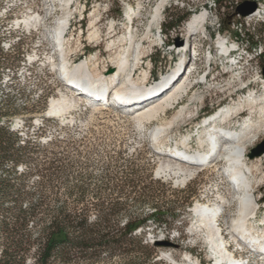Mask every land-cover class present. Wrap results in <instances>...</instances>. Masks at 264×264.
<instances>
[{
	"label": "rangeland",
	"instance_id": "1",
	"mask_svg": "<svg viewBox=\"0 0 264 264\" xmlns=\"http://www.w3.org/2000/svg\"><path fill=\"white\" fill-rule=\"evenodd\" d=\"M48 1L51 3V0H0L1 57L9 61L7 67L0 69V100H5L6 96L10 100V108L7 110L10 114L8 121L12 122L11 130L18 133L22 140L33 142L30 143L33 144L31 159L25 158L24 162L17 165V174L9 177L23 191L32 192V197L29 196V200L23 199L20 204H27L28 201L37 203L43 197L44 204L56 206L57 200L64 199V191L78 180H83L89 187L79 205L90 209L88 215L91 218L96 215L94 206L99 203H127V215L118 219L124 223L129 216L144 218L152 213L153 210L147 204L139 202L137 205L133 200L134 194L144 190V193L153 196L154 207L172 211L167 215L170 221L168 231L152 218L147 220L142 230L147 243L156 248L157 262L194 264V260H197L200 264H212L203 234H193L196 219L191 209L197 201L218 205L222 200H227L230 207L219 210L218 223L230 245L229 251L239 258L248 256L249 264H264V260L258 259V252L237 246L229 238L227 223L236 217L237 195L226 182L225 160L216 157L212 164L193 170V174L182 182L178 177L160 170L163 164H172L174 161L154 152L158 148L174 147L179 138L187 133L191 137L189 142L192 151L196 150V125L203 118L241 100L247 95L248 89L255 90L258 95L264 92L262 87L259 88L260 85L255 86V82L264 78V60L259 58L260 52H264V36L258 34L264 32V0H228L225 3L214 0H168L159 23L152 24L150 32L149 22L159 0H77L71 10L73 18L66 34L67 37L72 34L69 38L72 54L69 57L73 65L89 59L101 71L103 66L108 65V58L115 55L114 49L107 48V38L115 34L113 39H116L132 31L145 51L141 66L150 75L144 89H153L161 83L163 77L168 76L176 65H180L177 64L179 61L187 63L184 76L188 77L194 71L190 77L194 89L179 100L180 105L188 104L191 113H185L157 140L151 138L152 131L159 124L160 127L164 125L176 113L177 104L174 109H168L164 119H157L160 122L155 120L140 125L132 121L129 113L108 107H87L81 97L67 92L56 68L59 63L57 51L49 40L42 38L44 33L51 39L49 32L63 13L59 0H53L54 8L49 6ZM245 1L255 2L256 7L261 9L257 16L241 17L237 13V7ZM44 3L47 5L44 6ZM130 7L136 14L134 19L128 21L125 13ZM53 9L55 14L40 28L41 31L18 27L16 24L34 15L33 12L48 15ZM202 10L207 13V30L198 34L196 39H191L184 53L176 43L185 44L184 25L192 14ZM168 13L187 14V17L178 27L169 29L166 20ZM90 23L96 24L100 31L97 40L88 39ZM109 24L115 25L116 30L108 35ZM246 33L254 37L247 39ZM219 39L228 42L232 50L230 55L234 54L236 60L241 59L239 65L230 66L231 62L220 55L217 44ZM249 45L257 46H252L248 51ZM50 57H53L55 66L49 64ZM107 69V73L111 72L110 68ZM181 75L178 74L170 84L167 83L169 85L166 84L167 88L162 93L170 89ZM202 80L206 82L202 84ZM111 89L107 87L106 90L112 93ZM100 90L103 91L104 87ZM148 92L132 90L127 95L138 99ZM62 96L72 100L73 105L68 106L66 112L49 114L51 99ZM192 96L197 99L192 100ZM114 97L111 96V101L121 103L119 98L116 99L118 96ZM121 100L124 99L121 97ZM141 108L142 105H139L133 112ZM257 113V107L251 113L246 110L236 115L230 125L223 127L239 130L242 119L248 117L255 121ZM261 123L248 143L246 156L264 140V121ZM50 139L56 142L48 145ZM53 157L57 158L53 163L57 167V179L51 181L45 178L43 181L47 183L40 186V169H45V175L54 172L48 165L49 162L52 164L50 159ZM248 165L252 170L250 179L254 199L258 203L256 212L259 219L264 216V156L249 159ZM126 178L132 179L133 184L126 183ZM164 241L172 245L160 247L158 243Z\"/></svg>",
	"mask_w": 264,
	"mask_h": 264
},
{
	"label": "bare ground",
	"instance_id": "2",
	"mask_svg": "<svg viewBox=\"0 0 264 264\" xmlns=\"http://www.w3.org/2000/svg\"><path fill=\"white\" fill-rule=\"evenodd\" d=\"M167 2L168 0H159L155 6L149 22V32L151 31L150 28L152 24L159 23ZM48 3L50 7L53 6L54 8L55 4L53 3V0H51V3L48 1ZM76 3L77 0H59L58 4L63 11L62 16L54 22L49 32L51 34V39H48L44 33L42 37L43 39L46 38V40H49L57 51L59 63L56 68L59 77L74 85L78 84L85 86L86 92L88 93L95 90L101 92V87H104V90L102 91L104 93L107 87H112V98H115L114 95L118 96L116 99L119 98L120 102H124L128 97L129 99L132 98V95H127L129 91H150L147 94H143L141 98L132 99V108H130L132 110L122 111L131 114L133 118L132 121L135 120L140 125L145 122H151L162 118L164 119L167 115L168 109H174V105L177 104L176 108L178 109L176 110V113L171 118H168L169 120L164 125H161V127L160 124L159 127L154 126L156 128L152 131L151 138L157 140L185 113H191L188 109V104L180 105L179 100L184 94H187V92L190 93L194 89L195 85H193L190 80L194 71H190L191 73H189L190 76L188 75V77L184 76L185 73L183 72L176 83L168 89L169 91L167 90L168 92L166 91L162 93V91L167 88V85L178 76L180 65H176L168 76L161 79V83H159L161 86L157 84L153 89H144L147 87L148 76L150 75L146 69L141 66L145 51L142 49V43L136 40L134 32L132 31L124 33L116 39H113L115 34L107 38V48L109 50L114 49L115 52L113 53H115V55L108 58V65L106 67L103 66L101 71H98L96 63L89 59H85L84 62L73 65V62H70L71 59L69 57L72 51L69 47L71 44L69 38L72 34H70L69 37H67L66 34L70 29V23L73 18L71 17V10ZM43 5H47V3H44ZM259 10L261 11V9L257 8L252 16H257ZM53 11L54 10L48 15H41L38 11L33 12L34 15H29L21 21H18L16 24L17 26L19 25L18 27H24L26 29L35 28L37 31H41L40 28L45 25V22L49 18H51V15L55 14L56 11ZM135 14L136 11L130 7L125 13V19L130 21L132 18L134 19ZM206 21L207 13L203 10L190 16L183 28L185 44L179 46V49L185 52L188 47L187 45H190L189 43L191 39H196L198 34L205 33L207 30ZM88 30H91L90 32L88 31L89 40H97L101 35L96 24L90 23ZM115 30V25H108V35L114 33ZM217 44L219 45L218 51L222 53L221 55L230 50L228 42L223 39L218 41ZM229 60L230 59H227V61ZM53 62V57H50L49 64L55 66V62ZM180 62L181 61L177 64ZM230 66H232V64ZM107 68H110L111 72L107 73ZM137 71H139V73ZM136 72L138 74H136ZM206 81L202 80L201 83L203 84ZM259 85V88L262 87L264 90V78L259 82H255V86ZM73 95L77 96L75 95V92ZM134 96L136 95L134 94ZM121 97L124 100H121ZM158 97L160 98L158 99ZM191 99L194 100L197 99V97L192 96ZM113 103L114 100H110L108 105H113ZM72 105L73 101L68 100L65 96L52 98L49 104L48 113L58 115L62 112H66L65 110L68 109V106L71 107ZM139 105H142V108L133 112V109ZM256 107L258 108L257 120L252 121L251 118L245 117V119H242V124L239 130H232L228 127H223V125H230V122L236 117V115L241 114L246 110L251 113ZM241 109L242 111L240 112ZM263 121L264 92L258 95L255 90L248 89L247 95L241 100L229 104L223 109L214 112V114L203 118L201 122L196 125L198 126V147L196 150L192 151V148L190 147L189 141L191 140V137L189 133L180 137L174 147L164 149L158 148L155 150L157 153H165L168 151L165 154L162 153L163 155L161 156L168 157V159L173 158L172 160L174 162H172V164H163L160 167V170L162 172H168V174L170 173L176 178L178 177L182 182L193 174V170L198 168L201 169L204 165L209 166L212 164L216 157H222V159L225 160L227 164L226 182L232 184L231 189L232 191H235L237 195L235 200L237 203L236 217L227 223L229 228L228 235H230L229 238L237 246L241 245L249 249L251 252H258L261 255L258 257L260 260H264V216L259 219L257 218L256 210L258 203L254 199V191L250 179L252 170L248 165L249 158L246 156V153L248 143H250V140L254 134H256ZM173 148L176 150H172ZM158 155L160 154L158 153ZM207 158V163L204 164V161ZM229 181H231V183H229ZM227 207H230V203L227 200H222L221 204L218 205L217 203L209 205L197 201L191 209L194 219H196L193 234L200 232L203 234L204 241L206 242L211 255L210 257L213 260L212 264H243L242 260L239 259V256L237 257L235 253L229 251L228 247L230 248V245L227 243L228 240L223 235L221 225L218 223L219 210H224ZM194 261V264H200L197 260Z\"/></svg>",
	"mask_w": 264,
	"mask_h": 264
},
{
	"label": "trees",
	"instance_id": "3",
	"mask_svg": "<svg viewBox=\"0 0 264 264\" xmlns=\"http://www.w3.org/2000/svg\"><path fill=\"white\" fill-rule=\"evenodd\" d=\"M214 1L225 3L228 0ZM186 17L187 14L168 13L167 27H178ZM258 34L264 36V32ZM246 35L247 39L254 37ZM252 46L257 45H249L247 50ZM1 53L0 48V69L3 70L9 61L2 59ZM259 58L264 60V52H260ZM9 104L8 96L0 100V264H27L29 259L28 264H162L157 262L156 248L147 243L142 230L152 218L168 231L167 215L172 211L154 207L153 196L144 190L134 194L133 200L137 205L139 202L147 204L152 213L144 218L129 216L124 223L118 219L127 215V203H99L94 206L96 215L92 218L88 215L90 209L79 205L89 187L83 180H76L64 191V199L57 200L56 206L44 204L43 197L37 203L20 204L23 199L29 200L32 192L23 191L9 177L17 174L16 167L25 158L31 159L33 144L30 143L33 142L22 140L11 130ZM55 142L50 139L47 144ZM50 160L49 169L53 168L54 172L45 175V169H40V186L47 183L43 181L45 178L57 179V167L53 165L57 158ZM125 181L133 184L132 179Z\"/></svg>",
	"mask_w": 264,
	"mask_h": 264
},
{
	"label": "water",
	"instance_id": "4",
	"mask_svg": "<svg viewBox=\"0 0 264 264\" xmlns=\"http://www.w3.org/2000/svg\"><path fill=\"white\" fill-rule=\"evenodd\" d=\"M256 6L257 5L255 2L245 1L237 7L236 11L241 17H247V16L252 15L255 12L257 8ZM176 45L180 46L181 44L178 43L177 41ZM263 75H264V71H263ZM261 156H264V140L258 143L247 154V157L251 160L259 158ZM158 245L160 247H168V246H171L172 244L167 241H164V242H159Z\"/></svg>",
	"mask_w": 264,
	"mask_h": 264
}]
</instances>
